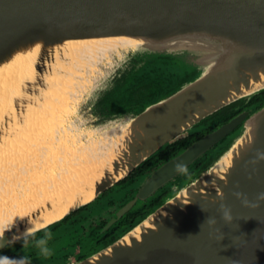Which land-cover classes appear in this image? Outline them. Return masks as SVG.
<instances>
[{
  "label": "water",
  "instance_id": "water-1",
  "mask_svg": "<svg viewBox=\"0 0 264 264\" xmlns=\"http://www.w3.org/2000/svg\"><path fill=\"white\" fill-rule=\"evenodd\" d=\"M120 36L141 43L111 49L90 61L78 53L55 54L56 47L67 41ZM35 45L40 46L35 77L22 83L12 100L0 99V106H5L0 116V215L13 197L16 167H29L37 150L27 143L38 142L42 163L50 165L61 157L59 164L76 176L94 172L103 145L111 143L115 154L110 160L112 171L103 170L91 201L25 235L17 236L15 225L3 228L0 252L91 203L205 118L233 103L238 110L264 91V85L248 91L252 82L264 77V0H0V65ZM120 48H134V53L115 68L104 65L105 56ZM156 63L172 65L178 75H193L176 90L131 113L127 124L110 131L113 137L97 142L93 149L87 147L86 157L94 162L88 172L61 155H47L43 141L56 128L49 127L44 136L36 122L21 117L25 110L24 116L28 111L38 114L48 98L54 99L60 79L77 80L66 92L64 111L69 112L88 88L91 93L105 90L128 69ZM117 132L124 135L120 141ZM229 136L207 168L176 185L160 205L114 241L72 264H264V105L244 108L143 174L135 184V199L124 211L177 182L196 160ZM14 142L25 145L18 148ZM229 151L230 165L221 177L216 176L213 168ZM119 170L124 173L116 177ZM145 221L148 226H143ZM137 227L141 228L138 237L130 235ZM4 264H9L8 259Z\"/></svg>",
  "mask_w": 264,
  "mask_h": 264
},
{
  "label": "bare ground",
  "instance_id": "bare-ground-1",
  "mask_svg": "<svg viewBox=\"0 0 264 264\" xmlns=\"http://www.w3.org/2000/svg\"><path fill=\"white\" fill-rule=\"evenodd\" d=\"M140 43V40L123 36L72 40L57 46L55 54L59 55L64 51L72 54L78 53L81 55V59L90 61L96 57L100 59L106 51L111 49L134 46ZM39 47V45H35L28 50L18 52L6 63L0 65V99L3 97V99L10 98L12 100L18 93L21 84L35 77L34 65L39 56ZM262 85H264V77L260 81L252 82L248 91ZM68 109L69 107L67 111ZM68 128L63 125L60 129L51 130L49 139L46 141H50L49 148H56V150L54 152L50 149L49 152L56 153L57 147L59 149L58 144L63 138L61 133L69 137L72 132H69ZM119 132L123 133L124 130ZM119 132L116 136L117 141H120L124 136H121ZM35 142L26 144L28 147L35 146L37 149L28 165L29 167L25 168L21 165L16 167L18 179L11 186L14 192L12 193L13 197L0 215V233L3 228L15 225L18 226L16 229L17 236H21L60 219L70 208L91 201L94 197L95 184L103 177V170L112 171L110 160L115 151L111 149V143L99 148L95 158V166L92 169L94 170L93 173L76 176L70 169L59 164L58 159L61 157H57V161L50 165L42 163L43 154L39 144H37L38 142ZM63 143L65 142L63 141ZM115 143L117 146L120 144V142ZM13 144L18 148L25 145L23 142H14ZM118 152L117 155L120 157L121 153L119 155ZM57 155H59L58 152ZM231 156L232 152L229 151L213 168V173L216 176H222V173L230 165ZM123 173V170H119L116 177L123 175ZM19 225L22 226L19 228ZM148 225V221L143 223V226ZM140 231L141 228L137 227L130 235L138 237ZM125 241L128 242V236L125 237Z\"/></svg>",
  "mask_w": 264,
  "mask_h": 264
},
{
  "label": "rangeland",
  "instance_id": "rangeland-1",
  "mask_svg": "<svg viewBox=\"0 0 264 264\" xmlns=\"http://www.w3.org/2000/svg\"><path fill=\"white\" fill-rule=\"evenodd\" d=\"M132 53H134V48L117 49L112 52V55L107 54L105 56L103 64L106 66L111 65V67L114 66L115 68L120 63H123V60L129 58ZM109 61H111V64L109 63ZM154 68L161 69L162 75L166 76L169 73H175V69L172 65L158 63L140 68L134 67L133 69H131L132 71L128 69V71H130V75L127 79H125L127 81H123L122 86L120 85V94L123 96L128 95V93H130V90H126L127 86L133 83L137 77L140 78L142 77V75L148 74L149 71L153 70ZM122 76L123 75H120L116 77V79H112L111 82L108 83V86L105 90H98V92L91 93L89 92L88 88L82 94V96H79L77 98L76 103L72 106L69 112L64 111L65 105L68 102V94L66 92H68L69 89L73 88L71 87L73 86L72 82H77V80L72 76H68L69 79H60V84L58 90L55 91L54 99L48 98V102L45 103L46 106L43 105L38 114H36V112L28 111L29 114L27 116H24L23 113H26L27 110L24 111V108L21 107V112L22 109L24 111L23 113H21V117L23 118L24 122H36V125L41 127L40 130L42 131V134L44 136L50 133L49 127L56 129H60V127H62L63 125H65L67 128L70 127L68 129L69 132L72 133L69 134V137L68 135L61 133L63 138L58 144V146L60 147L59 149L57 147V152L63 157V159H69L71 162H74L72 165L75 166V168H78L81 172H88L90 169H92L94 162L86 157V152H89L87 147H91V149H93L95 145H97V142H104L108 137H113L110 131L116 126L127 124L128 120L130 119L131 113H134V111H131V109L127 108L128 106L120 107L119 104L121 102L117 101L115 95V89L117 87L116 80L119 78L121 79ZM130 106L131 104L129 105V107ZM4 107L5 106H0V116L4 112ZM118 115L125 116L118 117ZM16 118L18 117H15V119ZM231 136H233V133L231 134ZM231 136L226 138L225 142L230 141ZM47 139L49 138L45 137V142L43 141V144H46V146L49 148L48 145L50 141H46ZM63 141L66 144L63 143ZM61 145L63 148L61 147ZM50 149L52 148H49V150ZM53 149L50 151L55 152L56 148ZM77 149L79 152H77ZM54 152H49L46 150V153L47 155H50V158H54L57 156V152ZM188 178L181 177V179L175 182V184H177V186H181L186 182V180H188ZM173 190L174 188L170 189L169 194H171ZM63 226L64 224L62 223L54 229L45 231L42 234V237L39 239L41 240L40 242L43 243L41 245V248L38 251H35L32 257H24L23 262L25 264H55L62 261L63 258L55 253L61 248L62 245L65 244L64 241L69 239V236L65 234ZM69 232L70 230L67 233ZM46 241H49V243H45ZM15 247H17L16 244L9 245L8 248L0 254V259L7 260L10 258L8 262L11 263V252L15 249ZM82 248H84V246ZM84 250H87V246ZM92 252L93 251L90 250L88 251V254H91ZM70 253L73 254L72 251ZM48 256H52V258L49 259ZM69 264H72V262Z\"/></svg>",
  "mask_w": 264,
  "mask_h": 264
},
{
  "label": "trees",
  "instance_id": "trees-1",
  "mask_svg": "<svg viewBox=\"0 0 264 264\" xmlns=\"http://www.w3.org/2000/svg\"><path fill=\"white\" fill-rule=\"evenodd\" d=\"M130 75V71L125 72L121 79L116 80L117 87L115 89V95L117 98V101L121 102L119 105L122 106H128V109H131V111L138 112L141 110L147 103L158 99L174 90L179 88L181 85H183L191 76L193 73H187L184 72L181 75H178L176 73H169L167 76L162 75V70L159 68H154L153 70H150L148 74L142 75L140 78H136V80L129 84L127 86L126 90H130V93L128 95L123 96L119 92V87L122 86V82L127 81L125 79L128 78ZM144 76V77H143ZM121 85V86H120ZM132 90V91H131ZM121 96V97H120ZM131 106L129 107V105ZM264 105V91H262L259 94H256L253 96L249 102L242 108L236 109V104L233 103L227 107L224 108V110L221 113L213 114L204 120H211L215 119L216 124H221L223 122H226L227 120H230L232 117H234L236 114H238L241 110L247 107H253L254 109H257ZM125 108V109H127ZM202 120V121H204ZM201 121V122H202ZM200 122V123H201ZM198 123L197 125H199ZM196 126V125H195ZM199 129L193 128L191 131L186 133L183 137L169 143L164 148L156 152L154 155H152L150 158L145 160L141 165H139L136 169H134L127 177L120 181L124 180H132L133 177L136 174L144 173L148 169H150L152 166H154L156 163H159V161L163 159L170 158L172 155H174L179 150L185 148L188 144L191 143L192 140H194L197 137H200ZM208 153V152H207ZM207 153L204 154L200 159L196 160L194 164L187 169V171L184 173L183 178H188L189 176H195L199 174L202 170L207 168L209 164L214 160L213 155H211V158L207 156ZM215 155V154H214ZM198 167L197 171H194ZM171 185V184H170ZM170 185H167L163 188H161L153 197H151L149 200H146L142 204H138L136 207H134L133 210H131L126 216L118 222L116 227L111 231V239H109L106 243H104L103 246H106L107 244L114 241L116 238H118L121 234L128 231L130 228H132L135 224H137L141 219H143L149 212H151L155 207L160 205L162 201L168 196ZM87 205L79 208L83 209ZM76 210V211H78ZM74 211L73 213H75ZM71 213L70 215H72ZM70 215H68L66 218H64L62 221L54 224L53 226L49 227L48 229L44 231H40L35 233L34 235L28 237L25 239L22 243L16 244L17 247L11 252V263L9 264H23V258L29 257L32 254L34 255L35 251H38L41 248V243L38 241V239L42 236V234L49 230L54 229L59 224L64 222ZM118 232H116V230ZM45 243H49V241H46ZM8 246L5 248L7 249ZM3 249L0 254L5 250ZM89 255V254H88ZM84 256L78 258L77 260H80L84 258ZM0 264H4L0 261Z\"/></svg>",
  "mask_w": 264,
  "mask_h": 264
},
{
  "label": "flooded vegetation",
  "instance_id": "flooded-vegetation-1",
  "mask_svg": "<svg viewBox=\"0 0 264 264\" xmlns=\"http://www.w3.org/2000/svg\"><path fill=\"white\" fill-rule=\"evenodd\" d=\"M228 121L229 120H227L226 122ZM226 122L216 124L215 119L202 121L199 125H196L194 127L199 129V133H201L200 137L195 138L191 141V143L198 140L206 133L212 132ZM225 139L226 138L222 139L219 143L212 146L210 151L207 153V156L211 158V155L213 153L215 154L218 148H221L220 144H222ZM164 160L165 159L159 161V163H156L144 173L142 172L136 174L132 180H124L115 183L113 186L101 193L91 203L87 204L86 207L76 211L75 213L70 215L64 222H62L64 224L63 227L65 234L69 236V239L64 241L65 244L62 245L61 248L55 253L63 258L62 261L55 264H69L71 262L74 263L78 261V258L84 255L86 257L88 255V251L92 250L93 252H95L101 249V246H103L104 243L111 239V236L109 235L111 234V231L116 227L118 222H120L126 216V214H128L131 210L134 209V207L138 205L139 200L131 205L129 209L124 211V209L136 197L138 186H135V184L137 180L143 174L156 168ZM197 170L198 167L194 171ZM176 185L177 184L175 183L171 184L170 189L175 188ZM69 230L70 232L67 233ZM118 230L119 229H117L116 232H118ZM39 239L38 241H41ZM83 246L84 248H82ZM86 246L87 250L85 251L84 249ZM71 251L73 252V254L70 253ZM32 256L33 254L29 257ZM48 257L49 259L52 258V256ZM9 260L10 258L8 259V261ZM0 261L5 263L6 260L0 259ZM23 264L25 263L23 262Z\"/></svg>",
  "mask_w": 264,
  "mask_h": 264
}]
</instances>
